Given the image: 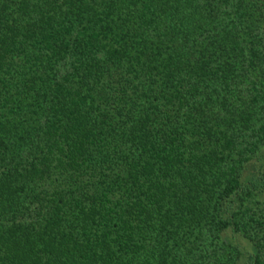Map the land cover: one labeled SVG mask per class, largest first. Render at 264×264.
I'll return each mask as SVG.
<instances>
[{
	"label": "trees",
	"instance_id": "obj_1",
	"mask_svg": "<svg viewBox=\"0 0 264 264\" xmlns=\"http://www.w3.org/2000/svg\"><path fill=\"white\" fill-rule=\"evenodd\" d=\"M0 264H264V0H0Z\"/></svg>",
	"mask_w": 264,
	"mask_h": 264
}]
</instances>
